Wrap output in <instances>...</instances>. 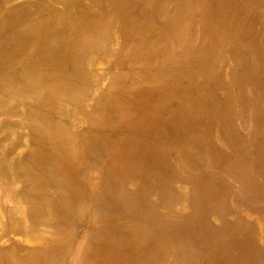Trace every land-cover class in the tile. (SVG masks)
Instances as JSON below:
<instances>
[{"label": "rangeland", "instance_id": "1", "mask_svg": "<svg viewBox=\"0 0 264 264\" xmlns=\"http://www.w3.org/2000/svg\"><path fill=\"white\" fill-rule=\"evenodd\" d=\"M0 264H264V0H0Z\"/></svg>", "mask_w": 264, "mask_h": 264}, {"label": "bare ground", "instance_id": "2", "mask_svg": "<svg viewBox=\"0 0 264 264\" xmlns=\"http://www.w3.org/2000/svg\"><path fill=\"white\" fill-rule=\"evenodd\" d=\"M2 52V51H1ZM6 53V52H5ZM19 54V53H18ZM12 55V54H11ZM11 58V57H10ZM19 58V57H18ZM13 59V58H12ZM18 65V64H17ZM10 69V68H9ZM13 74V73H12ZM6 75V74H5Z\"/></svg>", "mask_w": 264, "mask_h": 264}]
</instances>
